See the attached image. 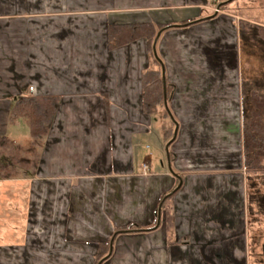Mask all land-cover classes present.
Masks as SVG:
<instances>
[{
    "label": "crops",
    "instance_id": "1",
    "mask_svg": "<svg viewBox=\"0 0 264 264\" xmlns=\"http://www.w3.org/2000/svg\"><path fill=\"white\" fill-rule=\"evenodd\" d=\"M140 22L165 24L152 47L109 45ZM240 62L216 0H0V264H250ZM156 63L170 89L147 114ZM24 95L57 99L38 139L10 118Z\"/></svg>",
    "mask_w": 264,
    "mask_h": 264
},
{
    "label": "trees",
    "instance_id": "2",
    "mask_svg": "<svg viewBox=\"0 0 264 264\" xmlns=\"http://www.w3.org/2000/svg\"><path fill=\"white\" fill-rule=\"evenodd\" d=\"M234 0H219L220 6H225ZM165 24L151 22L117 24L109 28V45L116 47L133 39L144 36L152 47L156 33V27ZM240 47L247 42L251 47H264V25L245 20L239 22ZM157 64V63H156ZM170 86L165 82L162 68L159 64L146 69L142 73V99L143 110L147 114H154L158 107L163 104L164 98ZM57 106L56 97L24 95L18 98L14 104L10 118L23 119L29 129L33 139L44 136L48 125L52 121ZM241 113H242V146L243 165L246 178L251 172L264 171V75L261 77L241 78ZM6 140L0 139V148L4 146ZM0 151V176L9 177L13 174L14 167L1 159ZM252 187L254 183L251 182ZM251 184L248 186L250 187ZM172 195V194H171ZM256 205L257 211L264 210V194L256 190L247 192V210L252 211ZM139 226L128 224L115 230L124 232L140 230ZM109 249L108 242H100L99 251L96 254V261L107 255Z\"/></svg>",
    "mask_w": 264,
    "mask_h": 264
},
{
    "label": "rangeland",
    "instance_id": "3",
    "mask_svg": "<svg viewBox=\"0 0 264 264\" xmlns=\"http://www.w3.org/2000/svg\"><path fill=\"white\" fill-rule=\"evenodd\" d=\"M222 7L232 11L239 22L245 20L264 25V0H234ZM240 56L241 78L242 76L259 78L264 75L263 46L251 47L246 42L240 47ZM0 151H2L1 159H4L6 152L8 155L14 154L15 148L7 145L5 148L1 147ZM10 161L13 163V157L10 160L7 159L8 164ZM247 175L249 176V178H245L247 192L256 190L258 193L264 194V171L251 172ZM251 182L254 183L253 187ZM250 184L251 186L248 187ZM255 208L256 205H253L252 211L247 210L250 264H264V210L257 211Z\"/></svg>",
    "mask_w": 264,
    "mask_h": 264
},
{
    "label": "built area",
    "instance_id": "4",
    "mask_svg": "<svg viewBox=\"0 0 264 264\" xmlns=\"http://www.w3.org/2000/svg\"><path fill=\"white\" fill-rule=\"evenodd\" d=\"M218 9H216V11H217ZM143 167H145V165H143Z\"/></svg>",
    "mask_w": 264,
    "mask_h": 264
}]
</instances>
